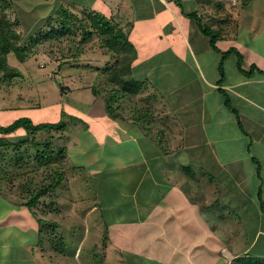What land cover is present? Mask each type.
I'll return each instance as SVG.
<instances>
[{"label": "rangeland", "instance_id": "374dc122", "mask_svg": "<svg viewBox=\"0 0 264 264\" xmlns=\"http://www.w3.org/2000/svg\"><path fill=\"white\" fill-rule=\"evenodd\" d=\"M62 1L69 3V0ZM62 1L12 0V4L6 8V12L20 36L19 41L23 43L27 41L26 43L29 44L30 33L43 29L48 15L60 3H63ZM223 1L227 11L230 12L229 16L236 17L238 21L233 18L230 20V17L226 21L222 16L221 23L226 25L227 29L230 24H235L236 28H240L239 40L249 42L252 49L262 48L261 31L258 35L245 37L242 25H246L245 29L257 28V26L250 27L249 24L254 17L263 16L264 18V0H238L237 5L231 3V0ZM109 3L114 9V13H119L121 16L120 24L124 31L128 33L134 26L133 29L138 30L136 34L141 31L140 34L145 42L142 47L143 58L140 62L141 71L146 72L144 77L148 76V78H144L143 73L138 75L149 80L137 96L123 98L119 101L120 103L115 104V106L120 104L121 112L126 119L115 118L109 113L104 99L105 92L100 94L93 92L94 85L99 87L104 83L107 74L106 67L113 65L116 61V57L101 45L98 35L95 34L85 40L86 42H82V52L77 59L70 56V53L77 49L78 41L82 39L81 28H78L73 35L40 42L36 46V51L31 53L25 61H21L14 52H10L9 62L23 71V78L13 84L8 80L0 81V125H8L20 116H28L35 123L57 121L66 123L64 130L51 131L56 148L66 147L63 163L70 167L67 179L58 187L59 196L41 198L39 204L32 208L22 204L17 205L15 202L17 194L11 190L12 188H9V185L12 182L16 185L18 181L25 180L26 175L18 180L11 179V183L9 182L11 180H5L8 184L3 183V179H0V229L5 224H9L8 226L11 227L9 228V230L11 229V239L5 238V241L10 240L13 243L26 240L30 243L39 242L40 224L37 216L57 221L59 224L56 227L51 222L46 230L56 228L54 230L56 238H59L61 234L64 236V243L58 240V245L63 248H61L62 252L65 251L67 257L59 255L58 252L55 253L51 248L44 251L38 247L36 255L43 264H54L49 260L51 254L54 255V259L59 258V264H63L67 259L69 264H120L122 262L160 264L156 260H147L141 255L131 258V255L124 250V259L120 258L122 256L116 249V243L121 240L127 241L126 245L131 244L138 249H144L147 246L141 241L142 235L140 234H136L135 237H125L121 234L118 237L115 233L113 235V233L105 232L103 217L105 207H102L101 201L110 200L111 194L106 195L110 192L111 187H114L108 185L110 182L123 181L124 178L121 185L124 182L126 185L134 182L137 175L129 168L130 165H138L141 163L140 159L145 156L150 158L157 149H169L175 145V138H168L169 132L164 130L166 124L173 125L167 115H174L172 108L175 109V113L177 110L181 112L191 110L192 104H189L190 98L186 94L188 92L191 98L196 95L197 81L194 79L195 76H191L189 71H186V67H188L186 64L177 61L178 64L176 63L172 67L168 62V60L175 62V58L180 56V51L184 50L183 42L181 44L180 39L179 42L169 43L166 47L163 42L158 41L157 36H154L157 29L155 19L150 16L148 19L145 10L141 13L136 7L129 9L128 6H124L126 5L124 0H114ZM119 3H123L122 7H118ZM70 4H72L70 7L78 15H85V5H76L72 2ZM220 4L222 5V2ZM159 16L163 18L162 14ZM213 22L215 26L219 24L217 29L220 25L223 26L218 20L214 19ZM237 22L240 25L237 26ZM221 45L223 48H227V43L222 42ZM192 47L196 62L202 63L203 59H206L204 61L209 63L207 64L209 65L208 77L212 80L217 78L220 73L215 58L220 61L221 53L211 47L206 50L202 49V51H199L196 46L194 47V44ZM236 55L231 53L230 59ZM60 61H64L61 67L59 66ZM228 64L229 62L226 60V71H229L230 74L231 70ZM168 67L171 68L167 69ZM0 77L3 78L1 72ZM207 95V98L212 99L210 92ZM169 102L170 104H168ZM210 107L208 115L211 114V117L225 114V112L217 114L212 111L213 107ZM214 110H217V106H214ZM136 113L144 120H149L146 122L144 120V122L132 121ZM220 117L217 118L220 119ZM221 119L222 126L230 125L231 127L233 123L237 124L235 119L229 123L226 114ZM128 124L144 125L147 127L146 130L151 132L147 135L143 130L140 135L135 130L138 129L137 126L129 129ZM229 131H233L232 127ZM25 133L26 130L22 127L10 135L13 138H18ZM228 133L226 132V134ZM132 134L137 136L135 138L128 137ZM36 135L38 140L51 137L45 130L37 132ZM26 146L28 151L22 147L21 149H10L11 151L9 150L7 153V157L13 158L11 169L14 168L15 161L20 156L24 159L20 164L24 167V171L31 168L27 166L28 164L34 165L38 162L34 146L31 147L28 144ZM102 172H108L109 175L102 176ZM27 176H32V174ZM51 201L54 203L48 208L50 205L48 203ZM96 202L101 205H97ZM198 229L200 230V228ZM109 230L112 232L111 229ZM3 236L1 234L0 239ZM261 240H263V236ZM46 243L45 247L49 248V242L46 241ZM160 243H162L161 237L156 239L152 246L156 245V250L161 249V255H164L166 254L164 246H157ZM196 248L198 249L197 245ZM106 249L111 251L109 257L103 256ZM31 250L32 248H30ZM196 251V249L193 250L192 254H196ZM3 252H6V255ZM256 252L253 250L251 254ZM0 253L7 256L8 248L6 250L0 248ZM184 260L182 258L181 262ZM27 261L29 263L30 259ZM7 262L15 264L8 258Z\"/></svg>", "mask_w": 264, "mask_h": 264}, {"label": "crops", "instance_id": "0c3cea01", "mask_svg": "<svg viewBox=\"0 0 264 264\" xmlns=\"http://www.w3.org/2000/svg\"><path fill=\"white\" fill-rule=\"evenodd\" d=\"M111 1L114 2V0L62 2L69 5H72L71 2L85 5L86 8L100 11L121 26V16L114 13L109 3ZM124 1L125 7L128 6L129 9L136 7L141 13L145 10L148 19L149 16L155 19L157 29L154 36H157L158 41L163 42L166 47L169 43L179 42V39L181 44L183 42L184 50L180 51L179 58H175V62L169 60L168 62L172 67L177 61L186 64L188 66L186 71L195 76L198 91L192 98L188 92L186 94L190 98L189 104H192L191 110L187 112L177 110L175 113V109L172 108L174 115H167L173 125L166 124L164 130L169 132L168 138H175V145L169 149H157L150 158L145 156L140 159L141 163L138 165H130L129 168L137 175L132 184L126 185L124 182L123 185L126 187L121 185L125 178L123 181L108 184L114 187L106 194H111L110 200L101 201L102 207H105L103 215L105 232L113 235L115 233L118 237L121 234L125 237L142 235L141 241L147 246L144 249H138L131 244L126 245L127 241L121 240L116 243V249L123 257L119 256L121 259H124L123 250L127 251L131 258L141 255L160 264H230L236 257L245 259L253 250L257 251L255 255H264L263 16L254 17L249 24L250 27L257 26L256 29H245L246 25H242L245 37L258 35L261 31L262 48L252 49L249 42L239 40L240 28L230 24L227 29L226 25L221 23L222 16L226 21L230 17L223 0ZM237 2L238 0H231L235 5ZM121 5L123 3H119L118 7H122ZM160 14L163 18L159 16ZM232 18L238 21L236 17ZM232 18L230 17V20ZM214 19L223 25L218 28L222 31L218 46L222 50L234 47L244 56L243 69L238 67L237 55L230 59L231 53L237 54L235 51L227 56L224 61L222 84H219L221 74L213 80L208 77L209 63L204 61L206 59H203L202 63L196 62L192 47L194 44L199 51L211 47L209 37L202 32L200 22L216 28L219 24L215 26ZM238 24L239 22L236 25ZM133 27L127 33L137 51L133 73L135 77L143 79L138 74L143 73L140 61L143 58L142 47L145 42L141 31L136 34L138 30H134ZM222 42L227 43V48L222 47ZM217 59L215 58V62L220 73L221 59L220 61ZM226 60L229 62L230 74L226 71ZM253 64L256 65L252 68L253 72L250 75L246 74ZM145 75L146 72L142 76ZM152 83L155 86V83ZM220 86L226 90L234 110L225 105ZM209 92L214 100L207 98ZM210 105L213 107L212 111L217 114L225 112L229 123L235 119L237 124L231 125L232 132L229 131L230 125H221V118L225 114H218L221 116L220 119L218 116L208 115ZM214 106H217V110H214ZM155 119L157 121V118ZM136 126L128 124L127 127L130 129ZM137 127L135 130L141 135L143 129ZM135 136L137 135L132 134L128 137ZM104 174L109 175L108 172H102V176ZM96 203L101 205L99 202ZM8 225L5 224L0 229V235H4L0 239V248L5 250L8 248L7 256H4L6 252H3L4 255L0 253V264H8L7 258L15 264H43L36 255L38 247L44 250L39 242L5 241V238L11 239V229L9 230L11 227ZM160 237L162 243L157 246H164L166 251L164 255H161V249L156 250V245L152 246ZM195 249L197 251L193 255ZM105 255L109 257L111 251L107 250L103 256ZM49 257L55 264L54 258L50 255ZM26 258L30 259L29 263ZM182 258L185 259L183 262Z\"/></svg>", "mask_w": 264, "mask_h": 264}, {"label": "trees", "instance_id": "16d2710c", "mask_svg": "<svg viewBox=\"0 0 264 264\" xmlns=\"http://www.w3.org/2000/svg\"><path fill=\"white\" fill-rule=\"evenodd\" d=\"M11 4L12 0H0V72L3 77H0V81L2 79L8 80L13 84L18 81V79L23 78V71L18 66L12 65L9 62L10 52H14L21 61H25L31 53L36 51V46L40 42L57 37L62 38L70 34L73 35L78 28H81L82 39L78 41L77 49L70 53V56L71 58L77 59L78 55L82 52V42H86L85 40H88L95 34L98 35L101 45L107 48V50L116 57V61L113 65L106 67L107 74L104 83L99 87L94 85L93 92L95 94L105 92L104 99L109 113L115 118L126 119L121 112L120 104L118 106H115V104L117 102L120 103L119 101L123 98L137 96L145 87V83L148 82V79H139L135 77L133 73V62L137 57V51L123 27L100 11L85 8V15L80 16L69 4L60 3L59 6L48 15L44 23V28L30 33L28 36V41H30L29 45L26 43L27 41L24 43L19 41L20 36H18L16 29H14V23L6 12V8ZM194 14L196 13L194 12ZM200 25L202 32L209 37L210 46L222 55L219 65L221 74L219 84H222L224 80V61L227 56L235 51L238 55V67L243 69V55L234 47L222 50L218 46L217 42L222 36V31L220 29L213 28L207 23L200 22ZM63 62L64 61H60V67L64 64ZM254 67H256V65L253 64V67L247 70L246 74L250 75ZM219 90L224 95L225 105L234 110L226 90L222 86L219 87ZM143 120V117L139 116L137 113L132 118L134 122ZM146 120L149 119H145L144 121L146 122ZM139 126L145 130L147 134L149 133V130H146L147 127L141 124ZM22 127L26 130L25 134L18 138L11 137L10 134ZM65 128L66 123L64 121L35 123L28 116H20L8 125H0V179H3L2 181L4 183L5 180L9 181L13 178L18 180L23 175H26V179L18 181L16 185L12 180L9 181L10 183L12 182L9 188H12L11 190H14L18 195H16L15 198L17 205L22 204L32 208L39 204L42 200L41 198L59 196L58 187L67 179L70 167H67L63 163V159L66 156V147L62 146L56 148L51 131L64 130ZM43 130L47 131L51 137L38 140L36 134ZM27 144L31 147L34 146L36 152L35 157L38 162L34 165L28 164L27 166L31 168L24 171V167L20 165L24 159L20 156L16 159L13 166L14 168L11 169L13 158L7 157V153L10 149H21L22 147H25V150H27ZM30 173L32 176H27ZM5 183L8 184V182ZM53 203V201L49 202L48 205H50L48 208L53 205ZM37 219L40 224V246H42L44 251L51 248L55 253L58 252L59 255L67 257L65 251L62 252L63 248L58 245V240L64 243V236L61 234L59 238H56L54 233L56 228L54 230H46L51 225V222L54 226L58 227L59 224L57 221L46 220L41 216H37ZM45 240L49 242V248L45 247L47 244ZM50 256L53 257L54 255L51 254ZM53 261L55 264H59V258ZM68 262L69 260L67 259L63 264H69L70 262ZM230 264H264V255L249 254L245 259L236 257Z\"/></svg>", "mask_w": 264, "mask_h": 264}]
</instances>
